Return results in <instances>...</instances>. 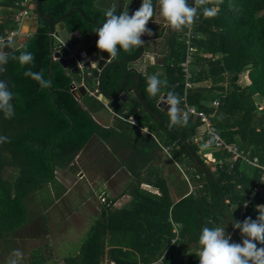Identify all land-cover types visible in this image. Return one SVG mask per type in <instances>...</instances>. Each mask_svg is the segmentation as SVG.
I'll list each match as a JSON object with an SVG mask.
<instances>
[{
  "label": "trees",
  "instance_id": "1",
  "mask_svg": "<svg viewBox=\"0 0 264 264\" xmlns=\"http://www.w3.org/2000/svg\"><path fill=\"white\" fill-rule=\"evenodd\" d=\"M18 2L0 0V37L7 30L16 29ZM97 2L43 0L41 11L44 16L56 20L70 9L79 8L90 21L102 25L106 10ZM188 2L192 4L193 0ZM230 5L238 6L239 11H234ZM64 23L68 32H93L98 41V26L90 25L79 12L71 13ZM49 30L45 22L39 21L37 33L27 44L9 54L7 71L0 76L8 82L15 96L12 101L14 117L5 119L0 113V137H8L11 141L0 143V239L27 223L29 198L40 192L44 185L55 183L57 172L74 163L78 154L98 137L114 155L122 156L123 166L133 177L127 190L132 200L121 209L108 208L77 253L67 256L64 264H151L160 259H163L162 264H179L175 252L186 238L178 257L186 258L188 264H199V235L206 226L224 227L232 236L230 242L242 243L241 233L233 227V222H243L247 217L255 220L259 215L256 206L264 205V192L254 197L241 217L237 211L249 202L262 175L261 170L242 162L232 170L225 166L216 171L207 168V174L197 168L190 169L192 155L206 165L198 148L190 143L201 122L190 118L184 126H171L169 115L158 108L161 94L170 92L180 98L179 107H183L185 80L180 64L185 60V51L179 34L167 37L162 64L140 71L138 82L146 106L161 116L174 133L148 113L135 95L124 103L112 99L107 107L98 93L76 99L70 87L79 79L77 75L55 61L49 76ZM195 33L198 37L194 40L193 82H208L211 86L189 90L187 102L211 116L219 136L238 145L251 157L257 156L264 165V109H260L255 101L256 96L264 99V0H223L215 18L206 19L200 15ZM141 39L144 41L145 38ZM143 48L144 45L131 52L119 49L114 62L135 59ZM25 50L34 55V66H21L12 58ZM28 68L35 72L42 70L44 79L51 81V87L41 88L35 80L26 77L24 72ZM133 68L134 64L129 62L110 66L103 76V96L114 97L125 75L124 90L133 87L135 72L130 71ZM160 72L163 73L161 76ZM150 75H158L161 81H167L160 94L154 97L147 91ZM244 75L248 83L242 86L238 81ZM227 76L230 84L226 93L221 83ZM88 84L91 91L97 92L92 80ZM215 101L219 102L216 109L209 106ZM108 107L115 113L110 125L107 118L112 114ZM138 126L148 128L164 146L179 147L174 156L190 173L195 186L193 193L189 194L186 182L175 183L156 169L164 159L173 163L155 140L150 135H143ZM183 142L188 144L189 150ZM225 157L227 155L219 151L211 156L212 160ZM9 168L18 170L12 180L3 176ZM143 185L153 189L148 191L142 188ZM157 189L158 193H154ZM174 224L179 226V234L176 244L170 248L176 238ZM257 246L264 247L258 242ZM53 261V247L48 245L22 258L21 264H51Z\"/></svg>",
  "mask_w": 264,
  "mask_h": 264
},
{
  "label": "crops",
  "instance_id": "2",
  "mask_svg": "<svg viewBox=\"0 0 264 264\" xmlns=\"http://www.w3.org/2000/svg\"><path fill=\"white\" fill-rule=\"evenodd\" d=\"M18 1H19L18 2L19 5L16 8L17 14L21 10V7H20L21 0H18ZM36 1L37 0H32L29 3L31 4L29 6V11L31 10V6L35 4ZM97 4L99 7H102L103 10H106V11L109 8L114 7L116 9V12L119 14L121 12L127 11L129 12V15H132L136 10H138L141 7L142 0H98ZM153 5L155 9V15L152 17V20H150L147 25V27L151 30L153 34L151 36L147 34L142 36L145 38L144 39L145 48L142 49V50H145V53L143 57L139 59L137 62H129V63L134 64V68L130 70L133 72L134 70H136L137 72L140 73V71L147 70L149 66H156L158 63L161 65L163 62V56H162L163 52L162 51L167 46V41H166L167 37L174 33L179 34V40L182 41L183 46H184V51H185L184 58L186 59V56H187L188 45H187V38H186L185 33L176 32L172 30L170 27L166 26V22L164 18L162 17V15L160 14L159 0H155V4ZM31 18L32 16H29L26 19L31 20ZM26 19L23 21L21 25V28H20L21 36L18 38V41H19V39L25 35L28 37L27 41L25 42V44H23L22 48L37 33V32L36 33L33 32V28L29 24H25ZM199 20H200V17L197 20V22L193 25V30H192L194 39H192L191 48H193L194 50H195L194 40L198 37L195 33V27L197 23L199 22ZM15 24L17 27L16 22ZM89 24L92 26H98V27L102 26L101 24L99 25L92 24V23H89ZM69 33L70 34L72 33L74 35V38L76 39L75 41L77 43V50L79 51L77 52L74 48L70 47L71 49L70 53L75 52L74 54H77L79 57L86 60L87 62V66L84 68L85 70L84 83H85V86L88 88V90L87 88H85L87 91L86 95L96 96V93L100 94V92L97 86L94 85L93 71L95 70L96 63L93 57L95 56V53H97L98 56H100L102 53L97 48V40L93 32H87L85 34H81L80 31H75V32H69ZM49 36H50V32H49ZM147 44L149 45V47H147ZM63 46L65 45L61 42V40L58 37H55L54 47L58 48V47H63ZM91 46L95 47V52L92 54L88 51V48H91ZM8 47H12V46H8ZM3 48L5 47H0V51L3 52ZM194 58H195V51H194L193 60L190 66L191 87L187 88L185 85L184 97L187 96V92L189 90L195 87L211 86L210 83L208 82L201 83V84L193 82ZM67 60L70 64L71 63L75 64V62L69 57L67 58ZM53 61L59 62V60L55 58ZM184 61L185 60H183V62ZM119 62L125 63L122 61H119ZM75 68L77 69L76 64H75ZM79 73L80 72L78 71L77 74H75V76L77 75L79 79L73 81L72 85L80 84L81 81L83 80L82 76ZM162 74L163 73L160 72V76ZM126 76L127 75H125L123 78L124 86H125ZM229 79L230 77L227 76L224 79V81L221 83L226 93L229 89V84H230ZM89 80H92V85L94 88L97 89V92H93L90 90L92 88L88 84ZM184 80L186 81L185 73H184ZM237 81H238V78H237ZM135 82H136V74H135ZM247 83H248V79L246 78V84ZM81 88H84V87H79L78 96H76L75 93L71 92L75 96V98L78 100H80L83 97V95L80 92ZM132 88H134V86L129 88L127 91H125L123 87V93L127 94V98L121 99V98L112 97L110 98V101L112 99H118L119 102L124 103L128 100V98L131 95H135L138 98L134 90L130 91ZM70 91H71V87H70ZM165 95H169V94H161L158 104L164 98ZM100 96L101 97H99V99L107 107L110 101L108 104H106L105 98L102 97V95ZM256 99L264 100L260 96H256L255 101H257ZM215 103L219 104L218 101H215V102L210 103L209 106L214 107L215 109L218 108L215 106ZM258 106L260 109H264L263 106L261 105H258ZM107 109L109 113L112 114V115H109V117L107 118V121L110 125L113 122L115 113H113V111L109 107ZM103 121L106 122V120H103ZM131 123L135 125L134 121H132ZM138 128L143 135L144 134L150 135L149 134L150 131L148 128H143L140 126H138ZM144 129H147V132H144L143 131ZM151 137L155 140V142L160 147L161 145L164 146L157 137L156 139L153 136ZM228 144L236 147L239 152H242L250 160L258 158L257 156L251 157L249 153L242 150L236 144H233V143H228ZM174 151H179V149L174 150ZM174 151H173V159L178 163V165L181 167L183 172L175 165L172 159H170L169 157L165 155L164 152L163 153L165 157H167L173 163V165L169 161L164 159L163 164L160 166L159 165L160 163H159L158 164L159 168L156 167V169L161 173V175L172 178V180L175 183L183 182V181L186 182V184L189 187V194H191L193 193L195 189V186L192 183V178L190 176V173L187 171V168L185 166H182L181 162L174 156ZM219 152L226 154L227 157L212 160L211 158L212 155H206L207 157H203V158H205V161L209 160L210 162L221 160L223 163V166L228 167L229 170H232L238 162L247 164L246 162L242 160L233 162L231 160V155L229 153L224 152L222 150H220ZM258 160L261 163L259 158ZM205 166L207 168H210L212 171L217 170L213 168L212 164L206 163ZM247 166L252 167L250 166V164H247ZM193 168H196V167L193 166V163H192L190 169H193ZM252 168H255V167H252ZM256 169L258 168H255V170ZM8 170L3 172V176L5 179L12 180L13 178L17 176L18 170L16 168H9ZM262 176L263 174L261 175L255 188L260 184ZM196 177L197 179H200V176L197 175ZM132 180H133V177L131 173L127 171L126 168L122 164V156L114 155L112 151L110 150V148L101 139H99L98 137H95L90 142V144L78 154L74 163L68 165L67 167L57 172L55 183H48L44 185V187L42 188L40 192H38L35 195H32L29 198L30 216L28 217L27 223L15 231L5 233L3 237L0 239V264L2 263L9 264V260L12 256L13 251L19 248V246L21 247V241L29 243L30 246L32 244V247L29 250L27 251L23 249L22 251L20 250L23 253V258H27L30 254H32L34 251L38 250L41 247L51 245L53 247V253H54V261L51 264H64L65 258L67 256L71 254L75 255L77 253L78 249L80 248V246L86 239L87 234L90 232L92 227L96 224V222L101 220L104 212L107 211L108 208L121 209L130 203V201L132 200V197L127 193V190ZM142 188L150 191L152 187L143 185ZM158 191L159 190L157 189V191H154V193H158ZM253 192L251 193V195L253 194ZM251 195H250L249 202H247L249 204L257 194L252 199H251ZM101 196H107L110 203L109 204L101 203V200H100ZM245 209L246 208L244 205L242 208H240L237 211V213L239 214V217L242 216ZM174 228H175L174 232L176 234V238L172 240L170 244V248L174 246L178 240L179 226L174 224ZM79 233H82L81 237L78 235ZM173 242L175 243L172 244ZM184 259L186 260V263H187V259L186 258Z\"/></svg>",
  "mask_w": 264,
  "mask_h": 264
},
{
  "label": "clouds",
  "instance_id": "3",
  "mask_svg": "<svg viewBox=\"0 0 264 264\" xmlns=\"http://www.w3.org/2000/svg\"><path fill=\"white\" fill-rule=\"evenodd\" d=\"M223 0H193L189 4L188 0H159L160 14L166 22V26L176 32H184L190 36L193 25L197 22L200 15L204 18H215L219 13V6ZM234 11H239L238 6L230 5ZM155 15L153 0H142L141 7L132 15L124 11L119 15L116 9L109 8L105 12L106 20L96 30L98 35L97 48L101 52L109 54V59H115L118 56L119 49L125 52H131L134 48L144 45L141 37L145 34L151 36L153 33L147 27L152 17ZM119 46V48H118ZM17 59L21 66H34V55L25 50L20 53ZM9 62V55L0 51V76L6 73V65ZM26 77L35 80L41 88H50L51 81L44 79L43 71L35 72L28 68L24 72ZM147 91L151 96H156L162 86L167 81H161L158 75H151L148 78ZM14 93L9 89L8 82L0 79V113H3L5 119H12L15 115ZM180 98L169 93V120L171 126H184L187 119L182 114L179 107ZM11 142L8 137H0V143ZM212 143L209 141L203 147L207 148ZM247 207V203L245 204ZM256 211L259 213L253 220L247 217L243 222L234 221L233 227L241 233L242 243L230 242L231 234L226 233L224 227H203L199 235L200 250L198 253L199 264H264V205H257ZM23 253L20 250H14L9 260V264H21Z\"/></svg>",
  "mask_w": 264,
  "mask_h": 264
},
{
  "label": "built area",
  "instance_id": "4",
  "mask_svg": "<svg viewBox=\"0 0 264 264\" xmlns=\"http://www.w3.org/2000/svg\"><path fill=\"white\" fill-rule=\"evenodd\" d=\"M32 0H21V10L17 14V17L15 19V22L17 23V27L14 30H7L5 32V35L0 37V47H8L13 46L15 43L18 42V38L21 36L20 28L23 23V21L30 16L29 11V4ZM187 38V45H188V52L185 61L181 64V67L183 69V72L185 73V85L187 88L191 87V74H190V66L193 60L194 55V49L191 48V42L192 39H194L193 33H191L190 36L186 35ZM75 52H71L69 58L72 59L76 66L79 74L82 76V81L80 84H73L71 86V92L75 93L76 96H78V89L79 87H84V78H85V70L84 68L87 66L86 60L79 57L77 54H74ZM88 90V88H87ZM218 103H215V106L218 107ZM182 114L185 116L186 119L194 118L198 119L201 122V125L197 128L195 135L191 138L190 143L195 145L198 148V153L201 157H204L206 155H213L216 152L222 150L224 152H227L231 155V160L238 161L242 160L246 162L247 164H250V166L258 168L261 170L263 176L261 178L260 184L254 188V192L251 195V199L258 193L264 192V166L261 165L258 158H255L253 160H250L247 158L242 152H239L236 147L233 145L228 144L224 139H222L216 129L214 128L211 116L206 114L203 111H199L197 108L191 106L186 99V96L183 98V107L181 108ZM144 132H147V129L143 130ZM149 133V132H148ZM151 136H153L156 139V136L154 134L149 133ZM209 141H212V143L209 145V147L205 148L203 147L205 144H207ZM162 150L165 153L167 157L173 160L175 165L182 171L181 167L178 165V163L173 159V151L178 150V146H162ZM207 164H212L213 168L218 169L223 167V163L221 160L210 162L209 160L205 161ZM183 172V171H182ZM101 203H108L107 198L105 196H101ZM249 203H247V206ZM246 208V207H245ZM173 242L172 244H174ZM162 259L155 261L151 264H162Z\"/></svg>",
  "mask_w": 264,
  "mask_h": 264
},
{
  "label": "water",
  "instance_id": "5",
  "mask_svg": "<svg viewBox=\"0 0 264 264\" xmlns=\"http://www.w3.org/2000/svg\"><path fill=\"white\" fill-rule=\"evenodd\" d=\"M42 1L43 0H37L35 4H33L31 6V10H30V16H32L31 20L26 19L25 24H29L32 28H33V32L36 33L38 30V24L39 21H43L45 23L48 24V26L50 27V45H51V68H50V76L52 74V65L54 63V58L59 60V63L67 70H69L70 72H72L73 74H77L78 69L75 68V64H70L67 60V58L70 56V47L74 48L77 52H79L77 50V43H76V39L74 38V35L71 33H69L66 29L65 26V19L73 12H79L81 14V16L83 17V19L89 23L92 24H96L99 25L95 22H91L90 20H88V18L86 17V15L79 9V8H72L71 10H69L64 16H62L61 18L57 19V20H52L46 16L43 15L42 11H41V5H42ZM58 37L61 42L65 45L63 47H54V38ZM28 37L25 35L23 37H21L19 39V41L17 43H15L12 47H5L3 48V52H6L9 54L13 53L14 51H17L19 49L22 48L23 44H25V42L27 41ZM88 51L92 54L95 52V47L88 48ZM145 53V50H142L141 54L132 60H125L122 62H137L139 59H141L143 57ZM96 63V67L95 70L93 71V78H94V85L97 86L100 94L102 95V97L105 98V103L108 104L110 101L109 97H105L103 96V89H102V81H103V76L106 72V70L112 66L115 62L114 59H109V54L106 52H102L100 56H98L97 53H95V56L93 57ZM120 63V62H117ZM135 74H136V82L134 85V88H132L130 91H135L136 95L138 96V98L140 99L143 107L148 111V113H150L153 117H155L156 119H158L159 121H161L170 131L174 132V130L169 127V125L156 113H154L153 111H151L143 102L139 90H138V81L140 78V73L137 72L136 70H134ZM237 81V78H236ZM123 87H124V80L122 82L121 88L119 90V92L114 96V98H127V94L123 93ZM80 92L83 96H85L87 94V91L85 88H81ZM168 96L169 95H165L164 98L159 102L158 104V108L160 110H163L165 113H168L169 111V104H168ZM175 133V132H174ZM183 145L189 150V146L187 143L183 142ZM192 160H193V166H195L199 171L203 172L204 174H207V167L203 164H201L198 159L192 155ZM187 241V238L179 245L178 249L175 252V256L178 258L177 260L179 261V264H187L186 260L182 257H178V253L181 250V248L183 247L184 243Z\"/></svg>",
  "mask_w": 264,
  "mask_h": 264
},
{
  "label": "rangeland",
  "instance_id": "6",
  "mask_svg": "<svg viewBox=\"0 0 264 264\" xmlns=\"http://www.w3.org/2000/svg\"><path fill=\"white\" fill-rule=\"evenodd\" d=\"M147 47H149L148 44H147ZM238 83H239V85H242V86L246 84V77H245V75L242 76V79H241L240 81H238ZM256 100H257V99H256ZM256 103H257L258 105L263 106V108H264V100H262V99L257 100ZM258 107H259V106H258ZM12 170H13V169H12ZM8 171H10V170H8ZM78 235L81 237L82 233H79ZM80 237H79V238H80ZM31 247H32V244H31V246H30L29 243H26V242L21 241V247L19 246V248H17L16 250H21V251H22V249H23V250H26V251H27V250H29ZM2 264H4V263H2Z\"/></svg>",
  "mask_w": 264,
  "mask_h": 264
}]
</instances>
